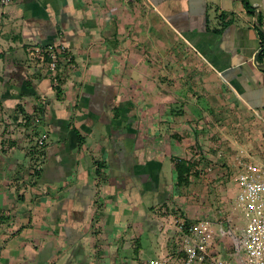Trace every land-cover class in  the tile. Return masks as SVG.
Segmentation results:
<instances>
[{
    "label": "crops",
    "instance_id": "crops-1",
    "mask_svg": "<svg viewBox=\"0 0 264 264\" xmlns=\"http://www.w3.org/2000/svg\"><path fill=\"white\" fill-rule=\"evenodd\" d=\"M144 3L148 15L126 47L115 32L64 38L60 25V34L34 37L43 46L75 50L80 44L85 65L66 80L56 108L47 105L49 114L42 115L51 159L42 177L20 181L13 192L0 183V264H87L85 249L101 246L88 234L94 221L101 225L95 231L108 233L106 246L115 245L111 217L125 215L167 163L173 173L171 156L185 148L182 135L197 131L193 119L214 110L227 117L238 108V115H255L263 126L264 0ZM27 82L22 103L36 93ZM74 129L85 138L81 147ZM257 135L264 138L263 131ZM262 143L246 139L240 146L262 151L254 157L264 163ZM100 253L107 261V250Z\"/></svg>",
    "mask_w": 264,
    "mask_h": 264
},
{
    "label": "rangeland",
    "instance_id": "rangeland-1",
    "mask_svg": "<svg viewBox=\"0 0 264 264\" xmlns=\"http://www.w3.org/2000/svg\"><path fill=\"white\" fill-rule=\"evenodd\" d=\"M146 15L148 14L144 0H7V3L0 0L2 187L12 186L7 190L13 192V189L17 190L16 185L20 181L24 184L33 180L35 169L46 168L49 159L47 160L41 148L36 146L37 132L47 131L46 120L40 121L38 115H43L44 112L49 114L47 110L50 108L47 105L52 109L56 98H62L66 80L72 75L77 76L75 73L78 72L79 66L85 65L82 56L85 54L84 48H81L80 44H77L75 50H70L63 43H49L43 46L44 44L34 41V37H53L56 32H60V29L57 31V25H60L62 35L59 36L66 34L64 38L76 36L79 32L86 35L96 32L98 36L101 34V37L111 36L115 32L121 38L124 37V43L126 37L130 38L134 32H138L136 24L138 28H142L138 21ZM125 43V47L130 45V41ZM136 47L140 53L146 48L142 42ZM45 51L58 53L55 68H52L51 60L48 61L44 57ZM74 52L76 57L73 56ZM171 58L174 59V56ZM187 58L189 57L184 55V61L188 60ZM29 78L32 81L28 80ZM44 79H47V82H43ZM39 80L42 82H38ZM26 81L34 84L36 93L29 103H22L19 95L27 93ZM18 105L30 109V113H27L33 115V122H27ZM220 106L216 105L217 108ZM239 111L238 108H232L229 111L230 116L226 117L214 110L208 117L203 115V118L192 120L197 131L182 135L185 148L179 153L180 158L194 161L195 172L191 185L179 188L171 166L167 163L161 178L157 180L153 176V181L146 187L142 197H136L131 206L125 207V215H121L117 220L111 217V224L115 227V245L106 246L108 233L106 230L95 231L101 225L94 221L95 230L88 234L96 237L101 246L85 249L87 264H143L164 252L162 241L167 240L166 243L169 244V241L175 238V230L171 226L176 220L188 217H219L226 213L234 194L233 170L236 168L238 157L249 154L251 159L258 161L254 155L262 153L251 144L246 149L240 146V142L248 139L249 142L258 143L262 140L264 146V138L261 139L257 135L262 131L264 133V124L260 126L255 115H238ZM261 115L264 117V113ZM251 133L257 134L251 136ZM49 140L48 138L46 143ZM151 186H157L156 192ZM26 187L28 189V186ZM124 211L118 210L121 214ZM3 215L0 211V223ZM99 220L103 221L102 217ZM161 223L165 224L162 226ZM122 228L125 230L121 231ZM105 249L108 262H104V258L99 259L103 256L100 251ZM228 251L231 252L230 257L238 254L231 244Z\"/></svg>",
    "mask_w": 264,
    "mask_h": 264
},
{
    "label": "built area",
    "instance_id": "built-area-1",
    "mask_svg": "<svg viewBox=\"0 0 264 264\" xmlns=\"http://www.w3.org/2000/svg\"><path fill=\"white\" fill-rule=\"evenodd\" d=\"M45 53L55 68L58 53ZM48 137L43 133L38 142ZM233 171L234 194L226 213L176 220L175 238L143 264H264V163L244 154ZM229 244L237 255L230 257Z\"/></svg>",
    "mask_w": 264,
    "mask_h": 264
},
{
    "label": "trees",
    "instance_id": "trees-1",
    "mask_svg": "<svg viewBox=\"0 0 264 264\" xmlns=\"http://www.w3.org/2000/svg\"><path fill=\"white\" fill-rule=\"evenodd\" d=\"M248 8L250 9L249 5H247ZM0 57H2V54L0 53ZM45 58L46 60H51V57L49 53H45ZM27 86H31V83H28ZM60 90V88H58ZM20 110L22 111L23 114H25V117L27 118V122L32 121L33 122V115H29L27 111L25 110V107L23 105H18ZM40 118V121H42L43 117L42 115H38ZM15 119H18L15 117ZM76 135L78 136V146L81 147L83 143L85 142V138L80 134V132L77 129H74ZM43 133L42 132H37V141H36V146L41 148V152L44 156L47 154V143L44 142L43 144H40L38 142V139L41 137ZM171 161L173 163V173H174V180L176 182V185L181 188V187H187L191 185L192 183V176L194 174L195 170V165L194 161H191L189 159H182L177 155H172L171 156ZM43 175V169H35L34 170V177L36 179H40Z\"/></svg>",
    "mask_w": 264,
    "mask_h": 264
}]
</instances>
